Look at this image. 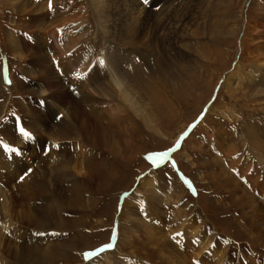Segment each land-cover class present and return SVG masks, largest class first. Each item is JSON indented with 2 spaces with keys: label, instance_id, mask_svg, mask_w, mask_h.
<instances>
[{
  "label": "rangeland",
  "instance_id": "rangeland-1",
  "mask_svg": "<svg viewBox=\"0 0 264 264\" xmlns=\"http://www.w3.org/2000/svg\"><path fill=\"white\" fill-rule=\"evenodd\" d=\"M55 1L62 4L63 18H69L75 10H82L80 20L84 28L91 26L92 32L88 38L93 39L96 46V58L101 56L105 41L111 40L100 26L98 6L92 0H0V77L6 87L3 91L0 87V141L17 150L14 151L15 155L18 153L27 162L20 161L22 173L16 176L10 177V168L0 171V184L9 192L13 201L11 206L15 207L13 225L5 233L0 227V232L5 234L7 240L17 244L7 243L0 254L12 259L16 248L21 251L22 260L19 263L11 260V264H87L99 256L105 257L92 264H113L114 260L128 261L127 264H185V260L179 261L174 250L173 243H179L178 238L172 237L168 242L149 241L143 225L137 220L130 223L125 215L134 217V220L149 217L148 221L152 216L150 225L157 227L171 221H176V225L180 226L186 217L191 221L202 217L204 226L215 231L218 237H224L228 243V256L222 264H264V205L259 206L257 200H264V179L255 178L258 170L264 168V126L257 122H264V85L255 86L241 68L238 71L243 78L238 76L235 86L233 81L227 83L225 79L239 61L238 50L243 33L246 35L247 18L252 28L249 36H264V27L259 28L256 34L254 25L250 24L252 20L260 22L261 18L264 19V0H191L189 5L181 7L183 13L188 15L189 30L197 31L193 37H188L187 51L192 61L184 65L174 66L166 59V54L165 58L157 52L143 56L130 55V62L135 61L128 68L130 72L126 77L132 74L129 77L134 81L131 86L135 91L133 94L141 95L148 102L145 104L148 113L144 116L134 112L129 114L114 93H109L113 97L111 100L95 94L96 80L93 79L88 84V94L93 93L102 103L94 107L89 99L88 103L84 102L81 90L75 93L68 81H60L65 69L59 66L60 59L56 57L59 54L52 53L54 47L46 41L47 33L37 41L42 42L43 39L39 47L46 48L49 60L56 69V75L54 72L47 75L49 83L44 81V77L41 78L29 57L23 59L12 52L7 34H12L16 44L20 45L24 37L36 38L37 32L48 31L43 30V26H48L51 19L56 17L54 15L58 13L59 16L61 11V7L59 12L54 10L55 3L59 4ZM162 1L158 2L159 5L152 3L158 7V12L160 5L165 3V8H168L172 2L176 10L179 4H183V0ZM42 5H46V8L39 10ZM70 5L73 11H69ZM37 13L41 18H48L43 25L32 23L31 19ZM59 43L62 45L63 41L59 39ZM148 44L145 47L152 49L153 44ZM22 53L19 51L17 55L21 56ZM96 62L95 59L93 63ZM244 62L248 64L247 59L243 60L246 65ZM254 69L250 67L247 71L250 73ZM41 70L48 72L46 68ZM71 73L73 71L68 72ZM7 80L9 83L6 84ZM45 83L59 89V96L50 98L42 94L43 90H47ZM73 96L81 106L80 115L88 113L96 123L94 141L81 140L80 133L75 129L70 130V127L62 129L60 140L50 135H46L45 140L40 139L39 133L46 134V129L34 109L38 108V113L42 111L43 114L47 110L50 127L54 129H58L57 124L63 121H66L65 125L75 127L79 119L75 117V120L68 121L69 108L64 104L65 101H74ZM39 103L42 105L38 106ZM122 105L121 111L119 107ZM115 107L116 110H113ZM115 115L118 121L108 126L110 118ZM20 126L31 133L30 139L19 133ZM184 138V144L182 142L180 150H175L174 154L178 161V172L171 162V165L165 162L159 169L152 166L154 162L150 157L154 153L166 152L168 155L174 149V144ZM53 139L60 142L56 150H53ZM217 140L220 145H217ZM88 149H93L92 156L88 154ZM53 151L59 158L65 155L63 157L72 159H67L72 162V165L69 163V173H53ZM229 151L232 157L237 155V164L232 163V157L226 159L225 153ZM29 154L32 157L35 154V157L30 158ZM2 155L6 160L7 155L4 152ZM252 164L259 166L253 169ZM245 168L249 170L243 172ZM44 169L48 176L53 174L48 183L50 189L41 191V196L30 204L27 199L23 205L20 204L18 200H21V195H17L16 191L21 190V184L27 178ZM147 169L146 174L153 175L154 182L145 183L139 178L137 183L139 175ZM188 183L195 185L194 191L188 187ZM74 188L79 196L74 195ZM157 190L163 194L168 192L172 199L154 200L153 194H158ZM16 195L18 198L15 202ZM128 198L136 201L135 206H126ZM1 202L3 200L0 198V206ZM175 206L180 209L179 212ZM27 209L33 215L32 220H27L26 215L23 222L18 221V213L23 210L27 212ZM158 214L166 216L167 223L161 220L162 224H158L155 221ZM116 226L118 230L111 244L113 247L87 260V252L96 251L111 242ZM181 229L178 228V231ZM118 236H121V243L115 241ZM187 238H182L176 250L179 252L180 249L179 253L187 259L192 256L187 264H203L200 261L202 256L197 257L196 254L199 255L204 247L193 250L195 240ZM18 246L25 247L20 249ZM208 251L205 250V255Z\"/></svg>",
  "mask_w": 264,
  "mask_h": 264
},
{
  "label": "bare ground",
  "instance_id": "bare-ground-1",
  "mask_svg": "<svg viewBox=\"0 0 264 264\" xmlns=\"http://www.w3.org/2000/svg\"><path fill=\"white\" fill-rule=\"evenodd\" d=\"M14 1H18V0H13V2ZM92 1L94 4L98 6V13H99V18H100V23H101L100 26L102 27V29L106 31V33L109 35V38H111L110 41H105V46H103L104 48L99 58H96L94 55V53L97 50L93 42V39L88 38L89 36L88 34L92 32L91 26H88V28H84L80 20V17H81L80 13L82 10L78 9V10L73 11L74 8L70 5L69 11H73V12L70 14L69 18H63L62 16L63 8H62V4L60 1H55V2H59V4L55 3V6H54V10L58 12H59V8L61 7L59 16H57L58 13L55 14L54 16L56 17L51 19L52 20L51 23L48 26H43V30L48 29V31L37 32L36 38L34 37L30 38V36H26L21 41L20 45H17L14 40L13 35L8 33L7 39L11 40V43H10L11 50L12 52L16 54L17 57H20L23 59L25 57L26 58L29 57L31 59L30 63L35 65L37 70L40 72L41 78L44 77V81L49 83L50 81L47 79V75H51L53 74V72L56 75V72H55L56 69L53 65L54 63L50 62L49 60V55L46 52V48L43 46H42L43 48L39 47V45H42L43 39L41 40L42 42L37 41L39 37H44V34L47 33L46 36L47 35L49 36L46 38V41L53 44V47L55 49L51 47L53 50L52 53L59 54L56 56L57 58L60 59L59 66L65 69V75L62 78H60V81L61 82L68 81L71 86L72 91L75 93H79V91L81 90L82 91L80 92L81 98L82 96L85 97L83 99L84 102L87 101L88 103V99H89L90 104H92L94 107L102 103V101L97 99L98 97L96 98V96L93 95V93L88 94V89H89L88 84L93 79V80H96V87L94 90L95 94L108 97L111 100L113 97H110L109 93H114L115 96L116 97L118 96L120 101L124 103L129 114H131V112H134V114L136 113V114H140L141 116H144L148 113V107L145 106L147 101H145V98H143L141 95L137 93L133 94V92L135 91L134 89H131V86L134 81L130 80L131 77H129L132 74L126 77V74L130 72L128 71V68L132 66V63L135 61L134 60L133 62H130L132 59L130 55L135 56L137 54L139 56H143L144 54L150 55L153 52H157L158 54H162V56L165 57V54H166L168 58L166 57L165 58L169 61L170 64L174 66L184 65L188 63V61H192L189 58L191 55L187 51V48L189 46L187 40H188V37H193L194 34H197V31L189 30L190 22L188 20V15H186V13H183V11L180 9L181 7L185 5H189L191 3V0H183V4L181 5L179 4L177 10L176 8H174V4L172 2H170L168 8H165L164 6L166 3L164 5L162 4L160 5L159 12L157 11L158 7L156 8L154 6L155 4L153 5L152 3L157 2L158 4L160 0H150L148 4H145L143 0H92ZM129 2H130V5H129ZM116 5L118 6L117 8L115 7ZM45 8H46V5H42L39 10H44ZM44 16L46 15L44 14ZM190 18L192 19V17ZM46 19L48 18L47 17L41 18V16L38 15L37 13L35 15V18L31 19V21L34 25L40 26L46 22ZM193 19H196V18H193ZM263 20L264 19L261 18L259 20L260 22H258V20L257 22H253V20L250 21L249 19L250 24L252 26L254 25L253 30L255 31V33L257 32V30H259V28L264 27ZM246 22H247L246 30H245L246 35L244 36V33H243V37L240 42V48L238 50L239 57H240V58L238 57L239 61H237L234 71L230 72L225 77V79L227 80V83L233 81L234 82L233 86H235V83L237 84V81H238V76L243 78L242 74L238 71L241 68L245 70L247 79H250L253 83H255V86L260 87L264 85V44H262V42H264V36H258L254 34L253 37L251 38L249 36V31L252 30V28L248 23V18ZM57 26L58 28L56 30L55 27ZM59 39L63 41L62 45H60ZM53 40H55V43L57 45L54 43ZM46 41H45V45H47ZM106 42L108 43L106 44ZM148 43L153 44L152 49L145 47L147 46L146 44ZM19 51L23 52L21 56L17 55ZM95 59L97 62L94 64L93 61ZM245 59H247V62H248V64L244 62L246 65L243 64V60ZM196 60L197 59H194L193 61H196ZM249 65H251L250 67H255V69L251 71L250 73H248L247 71L250 68ZM187 66L188 65H186V67ZM43 68L48 69V72H42L41 69ZM50 69L52 70V72ZM69 71H73V73L68 74ZM132 77H136V76L133 75ZM77 81H80L82 83L81 84L77 83ZM101 81H106V82L103 83ZM5 83L6 84L9 83V80L5 81ZM46 86H47V90H43L42 94L48 95L50 98H56L57 96H59V93L57 92L59 89H56V88L53 89L51 85L48 86V84H46ZM81 86H82V89L80 88ZM0 87L2 88V91H3V88L4 89L6 88L2 84L1 77H0ZM1 96L2 94L0 92V97ZM73 97L75 98L74 101L72 102L65 101L64 104L69 108L68 121L75 120V117L79 119L78 121L79 124L75 127L69 125L68 123H67L68 125H65L64 123L66 121H63L61 124L60 123L57 124L58 129L57 128L54 129L53 127H50L51 126L49 123L50 119L49 117H47L48 111L45 110L44 108L46 113L43 114L42 111L38 113V108L34 109L36 116L41 118L43 122V126L46 129V134L42 132L39 133L38 136L40 139L45 140L46 135H50L51 138L60 140L59 134L62 132V129L65 130L67 127L68 128L70 127L69 128L70 130L75 129L78 133H80V135L82 136L81 140H84L86 142L94 141L93 136L96 135L94 133H96L95 131L97 130L96 123L91 119L88 113H83L82 116L80 115L81 106L76 96H73ZM41 105L42 104L39 103L38 106H41ZM93 106H91L92 109H93ZM104 106H107V104ZM119 109L122 111L123 105L120 106ZM113 110H116V107ZM72 112H76V114H73ZM110 119H111L110 120L111 122L109 121L108 122L111 125L108 123V126H112V124L115 123V121L116 122L118 121V118L116 117V115L114 118H110ZM257 122L258 124L264 126V122H260L258 120ZM54 126H56V124H54ZM54 139L52 140L55 142V144H53V150H56L59 147L57 143H60V142L59 141L57 142V140H54ZM213 139L214 138L212 137V140ZM257 140H258V137H257ZM216 143L217 145H220L219 140H217ZM56 145H58V147H56ZM88 150H89L88 154L91 155L93 153V149H88ZM3 152L7 155L6 160H4L3 158V155H2ZM35 153H38L39 155L42 154L39 152H35ZM225 154H226L225 155L226 159L227 158L230 159L232 157L231 151L226 152ZM29 156H31L30 158H34L35 154H33V157L30 154ZM63 156L59 158V155L56 156L54 151L52 153V158L54 160L52 168H53V173L55 175H61V174H66L70 172L69 163L72 165V162L67 159H70V160L72 159L68 156L67 157H63ZM236 157L237 155L232 157L233 158L232 163L234 164H237ZM41 158L42 156L40 157V159ZM20 161L26 162V160L20 157L18 153L15 155L14 151L5 149L3 148V146L0 147V171L1 172H4L2 169L6 168L7 170H9L10 168L9 170L10 177L16 176L17 174L22 173L21 171L22 169L19 167L21 163ZM256 166H259V165L256 164ZM256 166L252 164L253 169ZM245 170L247 171L249 169L245 168L243 172H245ZM52 175L53 174L48 176V172L44 169L43 171L41 170L37 171L35 176H30V178H27L26 182L24 181L23 185L21 184V190L19 192L16 191L17 195L19 194L21 195V200H18L21 202L20 204L23 205L26 199L29 201V204H30L32 200H35L37 197L41 196L40 194L41 191H44L47 189L49 190L50 187L48 186V183L50 184V181H51L50 179ZM256 175H257V177H255L256 179H260V178L264 179V168L262 171L259 169ZM141 181L152 184L154 182L153 175H146L143 178H141ZM30 190L34 191L35 193H32ZM73 191H74L75 196H79L77 191H75V188ZM36 193H39L40 195L37 196ZM157 193L158 194H155V193L153 194L154 200H157L158 198H162L164 200L172 199L171 195L168 192H165L163 194V193H160L159 190H157ZM17 195L14 198L15 202H16V198H18ZM0 198L3 200V203L1 202V206H0V212L3 213V214H0V223H1L0 227L5 233V231L10 226L13 225L12 218L13 216H15V213H14L15 207L13 208V206H11L13 202L12 198L9 196V192H7V189L5 190V187H2L1 184H0ZM259 199H257L259 202V206L261 204V207H263L264 200L262 201ZM134 202L136 201L134 200L130 201V199L128 198L126 202V206H129V205L135 206L136 203ZM47 204H49L48 201H47ZM29 210L27 211L28 213L25 210L18 213L19 212L18 210V212H16L18 213L17 215L18 221L23 222L26 215L29 218V219L27 218V220H32L33 215L32 213H29ZM176 211L179 212L180 209L176 207ZM173 214L175 213L173 212ZM165 217L164 216L162 217L161 214H158V216L155 218V221H157L158 224L160 222L162 224V221L164 223H167L166 221L167 219ZM177 217L181 218L182 216L178 215ZM148 218L142 219V220L135 218L134 220V217L125 215V219L130 220V223L133 224L137 220L140 224L143 225V227L146 229L145 233L149 241H152V242L162 241L163 242L164 240L168 242L170 241L169 239L172 237L175 239L178 238L179 240L177 241L179 243L176 242V244L173 243V245H175L174 250L177 252L176 257L179 258L180 262L181 261L184 262L185 260V264H187L186 262L190 261V258L192 257L188 255L190 258L187 259L185 255H182L179 253L180 249H178L179 250L178 252L175 248V247H178V245L181 243L182 238L186 236L188 237L187 238L188 240L189 239L195 240L194 246L192 247L193 250H199V246L204 247L201 249V253L199 255L196 254L197 257L202 256L203 259H200V261L203 264H209V263L210 264H222L226 262V257L228 256L227 255V252H228L227 251V244H228L227 241L223 239L224 237L223 238L218 237L215 231H212L206 228L204 226L205 223L202 217L196 218L194 221H191L189 217H186L183 219L184 221L182 222L180 226L176 225L175 223L176 221L174 222L171 221V223L169 224L167 223V225L163 224L162 226L159 224L158 227L156 225L154 226L150 225V222L153 221L152 216L149 221H148ZM175 220L178 221L177 218H175ZM180 227H182V229L178 231V228ZM134 232L137 233V230L135 229ZM169 232L171 234H169ZM120 237L121 236L116 237V240H115L116 243L122 242L119 239ZM7 243L9 245H14V246L17 245L13 241L7 240V237H5V234L0 232V251L1 252L6 249L8 245ZM18 247L21 249V248H24L25 246H18ZM10 248H12V246H10ZM205 248H208V249H205ZM205 250H209L207 255H205ZM15 252L16 253L12 254L11 256L12 259L10 257L7 258L6 255L4 256L0 254V264H11V260L13 263L14 262L19 263L22 260L20 257L21 251H18V249L16 248ZM190 255H192V253ZM103 257L105 256H99L98 258H94V256H88L87 260L93 259V258L94 260H92L91 262L87 264H92V262L93 261L95 262L96 260L99 261ZM112 262L113 264H127L128 261L124 262L121 260H114ZM22 263L23 262H21V264Z\"/></svg>",
  "mask_w": 264,
  "mask_h": 264
},
{
  "label": "snow or ice",
  "instance_id": "snow-or-ice-1",
  "mask_svg": "<svg viewBox=\"0 0 264 264\" xmlns=\"http://www.w3.org/2000/svg\"><path fill=\"white\" fill-rule=\"evenodd\" d=\"M143 2L145 4H148L150 2V0H143ZM19 132L22 133L26 138H28V139L31 138V133L30 132H27L25 130V127L24 126H20L19 127ZM0 145H2L3 148L8 149L10 151H17V150H14V149L10 148V145L7 144V143H4L3 141H0ZM56 147H58V145H56ZM50 150H51V147L49 148V151ZM166 156H167V153L166 152H159V153H154L152 155V157H150V158L153 159V162L154 163H156L157 162V159H160V162H162V158H164ZM21 179H23V177H21ZM52 234L53 235H57L56 233H52ZM38 235H45V233H38ZM107 247L111 248L113 246L112 245H107ZM87 255L88 256H93V255H95V253L89 252Z\"/></svg>",
  "mask_w": 264,
  "mask_h": 264
}]
</instances>
